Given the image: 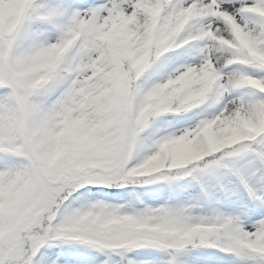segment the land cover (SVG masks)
Returning <instances> with one entry per match:
<instances>
[{
    "label": "snow or ice",
    "instance_id": "1",
    "mask_svg": "<svg viewBox=\"0 0 264 264\" xmlns=\"http://www.w3.org/2000/svg\"><path fill=\"white\" fill-rule=\"evenodd\" d=\"M0 264H264V0H0Z\"/></svg>",
    "mask_w": 264,
    "mask_h": 264
}]
</instances>
